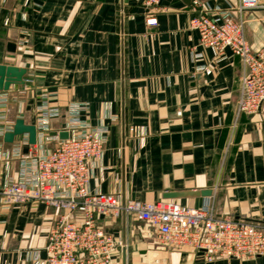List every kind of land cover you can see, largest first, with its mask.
I'll list each match as a JSON object with an SVG mask.
<instances>
[{
  "label": "crops",
  "instance_id": "crops-1",
  "mask_svg": "<svg viewBox=\"0 0 264 264\" xmlns=\"http://www.w3.org/2000/svg\"><path fill=\"white\" fill-rule=\"evenodd\" d=\"M201 1L229 10L240 0ZM194 14L192 0H162L156 12L143 0H0V66L26 69L24 83L0 92V119L37 125L45 103L59 111L46 136L62 138L79 112L106 135L93 190L151 202L198 191L174 200L196 208L212 203L220 215L264 223V104L256 114L237 113L244 64L230 51L219 59L200 46ZM150 16L156 25L147 23ZM243 18L252 48L264 47V9ZM4 138L0 188L23 169L12 156L14 142ZM42 145L51 149L56 140ZM60 214L42 202H0V264H44L48 231ZM103 226L122 241L120 264H264V256L209 262L192 248L159 244L133 216Z\"/></svg>",
  "mask_w": 264,
  "mask_h": 264
},
{
  "label": "built area",
  "instance_id": "built-area-1",
  "mask_svg": "<svg viewBox=\"0 0 264 264\" xmlns=\"http://www.w3.org/2000/svg\"><path fill=\"white\" fill-rule=\"evenodd\" d=\"M161 1L143 0L149 12H156ZM257 8L264 9V0H240L229 10H212L201 0H192L195 14L190 24L199 33V45L213 48L219 59L230 51L244 64L236 102L238 114H256L264 104V47L252 48L243 18L245 11ZM147 23L154 26L157 18L150 16ZM201 69L208 74L213 71L209 66ZM6 101L4 96L1 102L7 105ZM39 111L36 147L23 153L25 146L32 145L28 133L13 140L12 156L21 159L22 176L9 178L0 188V202L6 208L42 202L61 211L48 231L44 264H120L116 258L122 241L104 228L103 220L124 215L145 223L159 244L192 248L209 262L264 256V223L220 215L212 203L186 207L174 199L151 202L93 190L92 168L104 155L106 135L92 130L76 112L67 126L68 138L46 136L50 120L58 117L59 111L45 103ZM2 119L1 139L15 125ZM45 138L56 140V145L45 150Z\"/></svg>",
  "mask_w": 264,
  "mask_h": 264
},
{
  "label": "water",
  "instance_id": "water-1",
  "mask_svg": "<svg viewBox=\"0 0 264 264\" xmlns=\"http://www.w3.org/2000/svg\"><path fill=\"white\" fill-rule=\"evenodd\" d=\"M26 74L25 68H20L11 65L0 66V92L7 91L12 85L24 83V75ZM28 133L30 137V143L36 144L37 142V127L34 124H26L24 119L18 118L14 125V130L5 134L6 142H13L14 138L18 135ZM69 134L63 132L62 138H68ZM201 192H167L164 197L167 199H177L188 196H196ZM210 192H203L202 194H209Z\"/></svg>",
  "mask_w": 264,
  "mask_h": 264
}]
</instances>
